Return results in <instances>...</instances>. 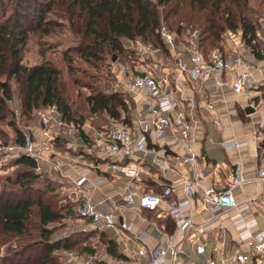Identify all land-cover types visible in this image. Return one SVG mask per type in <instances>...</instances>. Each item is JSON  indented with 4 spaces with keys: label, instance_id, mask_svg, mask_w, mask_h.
<instances>
[{
    "label": "crops",
    "instance_id": "0c3cea01",
    "mask_svg": "<svg viewBox=\"0 0 264 264\" xmlns=\"http://www.w3.org/2000/svg\"><path fill=\"white\" fill-rule=\"evenodd\" d=\"M180 50L182 48L178 44L176 51ZM224 50L233 51L229 48H224ZM236 51H242L245 57L252 62H262V59L257 58L243 44L236 48ZM165 69L171 72L172 88L176 94L178 108L192 120V139L196 163L193 166L183 161V149L170 142V137L173 135L171 131L161 140L150 137L148 147L157 151L165 149L164 158L167 159L168 164L162 166L153 159L152 155L143 157L142 179L133 182L132 189L135 192L133 204H127L122 196L131 181L124 176L106 170L104 166L106 158L101 146L103 133L113 125L125 124L123 120L116 121L107 116L110 122L105 125L93 126L85 122L82 129L87 137L81 136L73 125H68L57 109L53 114V119L48 123L43 122L39 117L38 121L34 120L29 124L35 140L46 141L51 138V146L47 154L52 160H58L61 163L62 172L55 171V175L60 181L58 185L64 190V199H72L74 203V205L66 204L64 209V212L69 210L65 220L77 221L75 230L73 229L71 232L88 233L90 230H95V233L98 232L99 239L100 234L103 233L106 239L113 240L117 244V251L125 256L124 258L114 257L108 253L107 243L103 242L105 247L103 258L98 256L99 253L92 256L91 252L93 251L90 247L83 251V255L96 258L97 263L145 264L142 257L132 255L144 245L140 237L146 234V244L153 246L157 241L152 233L153 224L168 233L174 231V223L169 217V210L165 204L159 206L157 210L140 207V194L150 190L161 193L163 183H177V192L172 197L184 200L185 191L181 183L182 178L187 176L197 181L193 186L194 198L186 211L195 214L199 220L206 219L210 215L202 202L203 188L214 184L217 189H221L236 163H243L245 176L252 179L243 187H238L235 190L238 201L243 203L247 199L256 198L259 191L264 193V182L254 180L258 169L264 165V147H260V142L257 141V130L264 123V91L256 87L264 82V68L258 74L257 81L253 82L249 95L237 94L230 89L219 90L211 86L208 87L199 81L188 78L177 80L175 67L172 70L167 67ZM161 71L156 70V73L159 74ZM120 81L125 83L123 79ZM210 104L215 108V112L212 114L205 109ZM247 107H253L254 111L248 113ZM50 108L40 109L36 113L38 115L39 111L48 112ZM239 108L245 111V121L239 116ZM120 110L122 118H124L126 113L122 109ZM146 113L147 109L142 99L135 96L134 109L127 112L131 120L128 126L135 128L138 118ZM215 117L220 120L219 125L214 123ZM233 141L245 143L240 146H224L225 142ZM62 144L67 146V150L62 147ZM81 180L83 181L81 182ZM87 198L98 203L107 211H114L119 222H123L128 227L122 228L121 224H117L114 227L99 230L93 227L90 220L79 218L77 208ZM262 201V198L258 200L257 210L259 214L264 215ZM117 207L118 209H116ZM233 214L234 211L223 213L220 218L208 224L209 249L205 257L195 254L190 244L184 242L186 253L180 260L185 264H192V262L200 259L205 260L208 256H212L220 261L221 255L217 250L221 240L225 242L227 251L237 249L233 239L234 228L231 219ZM259 222L261 226H264L263 218L259 219ZM220 223L226 226L225 231L219 228ZM109 229L114 234H111ZM71 232L58 236L64 238L72 234ZM81 257L82 255L74 257L77 264H82Z\"/></svg>",
    "mask_w": 264,
    "mask_h": 264
},
{
    "label": "built area",
    "instance_id": "2783aa9c",
    "mask_svg": "<svg viewBox=\"0 0 264 264\" xmlns=\"http://www.w3.org/2000/svg\"><path fill=\"white\" fill-rule=\"evenodd\" d=\"M160 33L168 48L175 54L177 80L188 78L208 87L219 90L230 89L237 94L249 95L253 82L257 81L258 74L264 68V45L262 62L255 63L248 60L242 51L230 52L215 49L207 54L203 53L193 37L190 38V45L186 51H176L178 43L174 33L164 25ZM124 86L126 90L142 99L147 113L138 118L135 128L125 124L109 127L101 137V146L106 158L104 163L106 170L131 181L122 196L127 204H133L135 202L133 182L142 179L143 157L152 155L153 159L162 166L168 164L167 159L164 158L165 149L157 151L148 147L150 137L161 140L171 131L173 135L170 137V142L183 149V161L193 166L196 163V153L193 148L192 120L178 108L169 70L164 68L159 74L156 73V69L143 70L126 80ZM256 87L263 90L264 82ZM205 109L211 114L215 112L211 104ZM54 112L56 108L51 107L48 112L39 111L38 116L43 122L48 123L53 119ZM214 123L219 125L220 120L215 117ZM21 132L23 137L21 144L18 142L4 144L0 141V154L4 153L6 157H19L21 154H26L37 161L38 167L35 170L40 172L49 169L61 173L60 161L52 160L47 154L51 146V138L46 141L35 140L30 127L23 128ZM243 143L245 142H225L224 146H240ZM254 180L264 182V165L258 169ZM250 181L252 179L245 176L244 164L239 162L231 169L221 189H217L214 184L204 187L202 202L210 215L203 220H199L195 214L186 211L194 198L193 186L197 183L196 180L187 176H184L181 181L185 191L184 200L172 197L178 189V184L173 182L163 183L161 193L153 190L141 193L140 207L157 210L159 206L165 204L175 228L173 232L168 233L153 224L152 233L157 240L155 244L148 246L145 234L140 237L144 245L132 255L142 257L145 264H185L180 258L186 253L184 242H187L195 254L205 257L209 249L208 224L220 218L223 213L234 211L231 219L234 228L233 239L237 249L227 251L225 242L221 240L217 250L221 255L220 261L208 256L205 260L200 259L192 264H264V226H261L259 222V219H264V215L259 214L257 210V203L261 198L264 205V193L259 191L256 198L247 199L243 203L238 201L235 194L238 187H243ZM77 214L81 219L90 220L93 227L99 230L114 227L117 224H121L122 228L128 227L123 222H119L114 211L103 209L90 198L85 199L77 208ZM219 228L222 231L226 230L223 223L219 224ZM86 263L105 264L96 261Z\"/></svg>",
    "mask_w": 264,
    "mask_h": 264
},
{
    "label": "trees",
    "instance_id": "16d2710c",
    "mask_svg": "<svg viewBox=\"0 0 264 264\" xmlns=\"http://www.w3.org/2000/svg\"><path fill=\"white\" fill-rule=\"evenodd\" d=\"M5 0H0V10L10 7L11 15L0 16V43L9 51V65L4 80H0V120L5 119L10 112L8 102L13 99L12 78L19 85L24 114L32 116L35 110L47 107H55L65 122L78 125L79 134L87 137L82 129L84 118L77 119L66 98L63 87L61 71L51 61L28 66L22 62L23 46L27 42L28 33L31 29L41 28L44 25L53 24L47 20L46 8L53 6L58 0H17L15 16L12 18V6L6 5ZM63 2L65 0H62ZM173 0H71L68 3L66 12L69 15L71 26L76 28L78 33L83 34L82 46L79 49L81 57L91 59L98 57V52L106 46L114 51H124V40L140 39L144 43L159 46L164 51H169L168 45L163 40L160 29L162 25L172 31L168 22L170 14L180 13V2L172 4ZM248 0H191L190 10L201 12L202 15L180 14L179 22H185L198 28H203L201 34L190 35L196 38L198 48L203 46L218 47L224 50L223 46L217 45L222 34L227 31L235 32L242 28L241 40L252 53L259 59H263V46L260 44L257 30L254 24L243 16V5ZM233 5L238 10L233 9ZM164 6L165 10L160 7ZM223 7V8H222ZM176 9V10H174ZM204 12L206 13L205 16ZM6 13V12H5ZM239 13V15H237ZM4 17V18H3ZM203 21L201 22V20ZM182 24H178L177 32L182 34ZM227 30V31H226ZM203 33H206L203 35ZM177 38V37H176ZM204 47L203 53L211 50ZM159 50V48L157 49ZM92 113L103 111L110 118L122 121L128 125L131 120L126 114L122 118V111L128 112V106L123 99H115L110 95L93 94L86 98ZM120 107V108H119ZM15 127V122H10ZM17 140L22 143L23 137L20 129L16 128ZM264 147V140L260 142ZM15 163L25 167L17 176L12 179L8 177L5 187L0 189V264H53L56 259L55 251H73L80 244L82 238H91L95 230L88 233L70 234L64 238L54 236L55 230L50 225L65 220L69 210L64 212L65 206L54 207L51 201L44 197V189L38 186L40 182L46 183V191L53 195L52 178L36 172L37 161L21 154L15 159ZM9 187H8V186ZM12 185L16 188L19 199L17 201L7 198L5 195H12ZM38 192L36 196L25 197L26 193ZM46 193V192H45ZM37 220L33 222V217ZM35 229L37 232L31 231ZM33 233V234H32ZM35 235L34 240L22 245V248L14 247L12 237L17 239ZM85 235V236H80ZM100 239L107 243L108 253L117 258H124L123 254L117 251V244L108 240L103 233ZM86 245V244H85ZM89 247L84 246L81 253ZM36 249L35 257L29 253ZM23 262H19V260ZM62 264V263H60ZM63 264H71L65 261Z\"/></svg>",
    "mask_w": 264,
    "mask_h": 264
},
{
    "label": "rangeland",
    "instance_id": "374dc122",
    "mask_svg": "<svg viewBox=\"0 0 264 264\" xmlns=\"http://www.w3.org/2000/svg\"><path fill=\"white\" fill-rule=\"evenodd\" d=\"M17 0H5L4 2L8 6H12V18L15 16L14 10L16 9ZM47 1V0H44ZM71 0H58L53 4V6L46 8L47 20L52 21L51 25H44L41 28L31 29L28 33L27 42L23 46L22 50V62L28 66L41 64L45 61H51L55 66H57L61 71V78L63 87L65 89V95L71 107L75 113L77 119L84 118V122L91 124L93 126L105 125L110 122L106 113L99 111L97 113H92L90 110V105L87 103V96L93 94H103L113 96L115 99H123L127 106L128 111L131 112L134 109V99L135 94L126 90L124 88V83L120 80H128L132 75L139 74L143 70H159L167 67L172 70L175 65V54L169 51H164L148 42L144 43L140 39L137 40H124L123 48L124 51L118 52L110 49L106 46L101 52H98V57H92L91 59H86L81 57L79 49H84L82 46L83 34L78 33L76 28L71 26L69 21L68 12L66 8ZM176 0L172 1L173 5L176 4ZM191 0H185L180 2V13L170 14L168 22L171 24L172 31L176 32L177 41L179 47L183 51L188 49L190 45V35L197 36L201 34L203 28H198L192 25H187L185 22H179L180 14L183 15H202L201 12L190 10ZM234 10H238L235 5L232 6ZM162 10L164 6L160 7ZM223 8V7H222ZM176 10V9H174ZM243 16L250 20L257 30V35L262 46L264 45V0H248L242 8ZM6 12V13H5ZM5 14V16H4ZM205 12L203 17L205 16ZM11 15V9L0 10V16L8 17ZM239 15V13L237 14ZM3 17V18H4ZM203 19L201 20V22ZM182 24V34L177 32L178 24ZM227 31V30H226ZM206 33H203V35ZM242 28L239 27L235 32L227 31L222 34L221 40L217 42V45L223 46L224 48H229L235 52V49L240 47L243 41L241 40ZM196 40V38H195ZM197 41V40H196ZM206 47L207 50L219 49L218 47H208L203 46L199 48L201 51ZM159 48V50H157ZM210 52V51H209ZM115 58V59H114ZM157 64V65H155ZM9 65V51L8 49L0 43V80L6 78L7 70ZM127 70V71H126ZM127 72V73H126ZM13 86V99L8 102L10 112L6 115L5 119L0 120V141L4 144H13L17 140L16 128L22 130L23 128L29 127L30 122L38 121L39 116L37 115V110H35L32 116L24 114L22 108V95L19 89V85L14 78L11 80ZM264 90V89H263ZM264 96V93H263ZM264 98V97H263ZM120 108V107H119ZM127 114V111H125ZM239 116L245 121L246 114L244 110L238 109ZM15 122V127L10 124V122ZM68 125H73L74 128H78L76 124L67 122ZM264 140V123L257 130V141L258 143ZM62 147L67 150V146L62 144ZM7 158V159H5ZM17 157H6V155L0 154V189L5 187V181L8 177L14 179L17 174L24 171L26 168L15 163ZM39 173V171L35 170ZM43 175L53 178L52 182L54 185L55 193L53 195L46 191V183L40 182L38 186L44 189V197L51 201L54 207H63L66 204L74 205L72 199L65 200V193L60 184L59 178L56 177L54 170H43L40 171ZM8 186V185H7ZM9 187V186H8ZM16 188L12 185V195H5L7 198H12V200L17 201L19 199L18 193H16ZM39 194L38 192L25 193L24 196ZM33 222L37 220V216L33 217ZM77 221L62 220L56 222L52 225L55 230L54 236L64 234L66 232H71L76 228ZM31 227V231H32ZM33 233L37 231L33 229ZM74 232V233H73ZM72 234H80L73 231ZM111 234H114L112 230L109 229ZM32 233V234H33ZM35 236V235H34ZM33 235L26 236L17 239L12 237V244L14 247L22 248V245L29 243L34 240ZM77 236V235H76ZM85 236V235H80ZM80 244L73 251H55L56 259L53 264L64 263L68 260L71 264H77L75 262L76 256L82 255L80 261L82 264H88L86 262L97 260L96 258H90L89 256L81 254V249L84 246L90 247L93 252V256L99 253V257L103 258L105 254V247L103 241L99 239L98 232L92 235V238H82L79 242ZM86 244V245H85ZM32 257H35L36 249L29 251ZM74 258V259H73ZM19 262H23L18 259ZM87 260V261H86ZM84 261H86L84 263Z\"/></svg>",
    "mask_w": 264,
    "mask_h": 264
},
{
    "label": "water",
    "instance_id": "95a60500",
    "mask_svg": "<svg viewBox=\"0 0 264 264\" xmlns=\"http://www.w3.org/2000/svg\"><path fill=\"white\" fill-rule=\"evenodd\" d=\"M114 59H115V58H114ZM246 111H247L248 113L253 112V111H254V108H253V107H247V108H246ZM121 222H122V219H121Z\"/></svg>",
    "mask_w": 264,
    "mask_h": 264
}]
</instances>
